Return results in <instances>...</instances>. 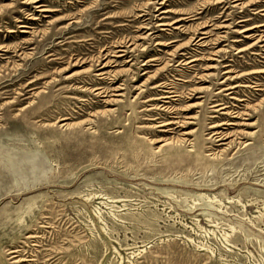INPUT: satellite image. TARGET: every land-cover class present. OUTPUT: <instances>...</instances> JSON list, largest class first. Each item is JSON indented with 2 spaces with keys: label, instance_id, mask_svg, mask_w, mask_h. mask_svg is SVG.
I'll return each instance as SVG.
<instances>
[{
  "label": "rangeland",
  "instance_id": "374dc122",
  "mask_svg": "<svg viewBox=\"0 0 264 264\" xmlns=\"http://www.w3.org/2000/svg\"><path fill=\"white\" fill-rule=\"evenodd\" d=\"M0 264H264V0H0Z\"/></svg>",
  "mask_w": 264,
  "mask_h": 264
},
{
  "label": "bare ground",
  "instance_id": "6f19581e",
  "mask_svg": "<svg viewBox=\"0 0 264 264\" xmlns=\"http://www.w3.org/2000/svg\"><path fill=\"white\" fill-rule=\"evenodd\" d=\"M121 50H122V49H121ZM118 51H119V50H118ZM118 55H119V54H118ZM118 55H117V56H118ZM121 55H122V54H121ZM105 64H106V63H105ZM109 64H110V63H109ZM192 95H193V94H192ZM189 98H190V97H189ZM182 139H184V138H182Z\"/></svg>",
  "mask_w": 264,
  "mask_h": 264
}]
</instances>
